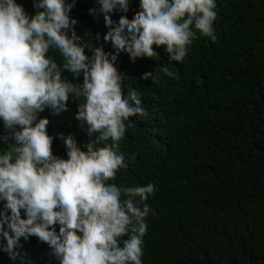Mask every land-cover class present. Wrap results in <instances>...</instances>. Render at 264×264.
Listing matches in <instances>:
<instances>
[{
    "label": "clouds",
    "instance_id": "obj_1",
    "mask_svg": "<svg viewBox=\"0 0 264 264\" xmlns=\"http://www.w3.org/2000/svg\"><path fill=\"white\" fill-rule=\"evenodd\" d=\"M76 2L33 0L30 15L17 0H0V253L15 262L21 238L36 237L59 264H143L155 185L114 182L128 167L120 141L130 118L145 114L138 90H125L117 60H159L163 47L166 64L183 62L197 34L216 39L217 3L135 0L141 10L129 21L133 0H96L89 14H102L108 31L95 39L113 51L100 46L88 55L71 17ZM166 64L141 79L174 77ZM64 71L82 82H70ZM70 98L79 101L76 119L92 142L81 147L63 137L64 158L53 153L55 137L41 113L59 115Z\"/></svg>",
    "mask_w": 264,
    "mask_h": 264
},
{
    "label": "trees",
    "instance_id": "obj_2",
    "mask_svg": "<svg viewBox=\"0 0 264 264\" xmlns=\"http://www.w3.org/2000/svg\"><path fill=\"white\" fill-rule=\"evenodd\" d=\"M17 2L35 14L33 0ZM216 3V39L197 34L183 62L166 64L163 47L159 60H117L125 90H138L145 114L130 118L120 141L128 167L114 182L155 185L147 201L155 214L146 218L143 264H264V0ZM93 7H99L96 0H77L71 12L76 34L86 54L100 46L111 52L110 42L95 39L108 28L102 14H89ZM140 10L133 0L128 20ZM119 16L114 12L112 19ZM163 64L174 77L141 79ZM62 76L83 79L68 71ZM78 104L70 98L59 115L41 113L55 137V155L67 158L65 136L81 147L92 142L76 119ZM18 251L15 262L0 253V264H59L36 237L21 238Z\"/></svg>",
    "mask_w": 264,
    "mask_h": 264
}]
</instances>
